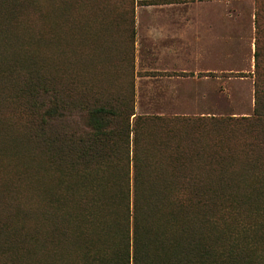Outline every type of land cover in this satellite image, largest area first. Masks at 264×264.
<instances>
[{"label":"trees","instance_id":"obj_1","mask_svg":"<svg viewBox=\"0 0 264 264\" xmlns=\"http://www.w3.org/2000/svg\"><path fill=\"white\" fill-rule=\"evenodd\" d=\"M133 13V0H0V264H264L263 27L253 113L211 119L205 141L202 119L157 118L158 134L109 94L127 74L105 71L114 30L125 54ZM39 167L56 188L28 174Z\"/></svg>","mask_w":264,"mask_h":264},{"label":"rangeland","instance_id":"obj_2","mask_svg":"<svg viewBox=\"0 0 264 264\" xmlns=\"http://www.w3.org/2000/svg\"><path fill=\"white\" fill-rule=\"evenodd\" d=\"M172 0H133V29L134 40L131 44L127 43V52L120 53L118 47H123L126 40V35L122 33L124 26L118 24L119 29L114 30L112 40L113 48V64L110 69L105 71L109 72L112 69L119 68L120 71H127L126 75L119 77V82L109 81V94L111 96H118L124 94V97L133 103L135 115L130 117V123L133 125L134 117L148 118L144 127L156 131L159 129L158 134L162 133V129L157 118L179 119L191 118L202 119L196 121L199 137L203 140L209 138V130H212L211 119L218 118H231L242 117L251 115L255 106V87H256V74H255V56L253 57V66H243L239 69H221L216 73L218 79H205V78H191L186 80L187 93L179 97L184 101H170L171 96L166 94L172 88V82L169 78L150 80L149 76H153V67L140 61V56L137 53V27H136V14L138 8L147 7L148 4H160ZM189 2L188 13L197 12L195 0H185ZM220 13H235L236 15L254 16L255 29L253 35L244 36L241 47L230 48V51L240 52L241 54L248 53V42L250 39L254 41V53L257 40V26L264 29V16L257 19V9L259 7V0H219ZM119 30V32H118ZM264 32V31H263ZM239 40V39H237ZM115 47H114V46ZM160 74L165 75L167 71H158ZM169 72V71H168ZM188 76V75H187ZM91 79V77H90ZM153 79V78H152ZM155 79V78H154ZM93 81V80H92ZM151 82V84L149 83ZM182 87L184 83L182 82ZM148 89L152 94H148ZM199 90H203L200 92ZM132 138V133H131ZM132 146V145H131ZM39 157H41L39 155ZM1 161V160H0ZM2 162V161H1ZM0 162V174L9 170L8 165ZM8 162V161H7ZM6 162V163H7ZM37 163L40 164L39 161ZM37 163H35L37 165ZM4 165V166H3ZM5 169V170H4ZM23 171V167L20 168ZM35 169V167H33ZM32 166L30 170H33ZM31 172V173H30ZM34 173L38 179V183L42 185V181L46 180L47 190L56 188V182H52L51 178H45L43 172L39 167L37 170L29 171V175ZM42 176V177H41ZM43 198V195L41 196ZM33 198V197H32ZM34 200V199H33ZM31 200L32 206L35 207V200ZM34 202V203H33Z\"/></svg>","mask_w":264,"mask_h":264},{"label":"crops","instance_id":"obj_3","mask_svg":"<svg viewBox=\"0 0 264 264\" xmlns=\"http://www.w3.org/2000/svg\"><path fill=\"white\" fill-rule=\"evenodd\" d=\"M191 3H195L197 12L188 13L189 2L185 0L148 4L137 9V53L142 63L144 58L154 69L150 80H174L166 93L171 96L170 101H184L173 96L187 93L185 85L189 77L218 79L216 73L221 69L253 66L252 39L248 42L247 54L230 48L241 47L245 35L252 38L254 16L220 13L219 0ZM158 71L167 73L162 76ZM148 94H152L149 89Z\"/></svg>","mask_w":264,"mask_h":264},{"label":"bare ground","instance_id":"obj_4","mask_svg":"<svg viewBox=\"0 0 264 264\" xmlns=\"http://www.w3.org/2000/svg\"><path fill=\"white\" fill-rule=\"evenodd\" d=\"M36 1H38V0H36ZM34 2V1H33ZM19 3V2H18ZM32 3V2H31ZM52 3V2H51ZM24 4V3H23ZM14 5V4H13ZM62 5V4H61ZM64 5V4H63ZM36 7V6H35ZM26 8V7H25ZM49 8V7H48ZM66 8V7H65ZM33 9V8H32ZM77 9V8H76ZM13 10V9H12ZM39 10V9H38ZM9 11V10H8ZM72 11H74V9L72 10ZM33 12V11H32ZM28 14V13H27ZM35 14H37V13H35ZM60 14V13H59ZM75 14V13H74ZM81 15V14H80ZM84 16V15H83ZM9 18V17H8ZM14 19V18H13ZM43 22V21H42ZM85 24V23H84ZM38 25V24H37ZM41 25V24H40ZM48 27V26H47ZM86 27V26H85ZM29 28V27H28ZM89 28V27H88ZM31 29V28H30ZM9 30V29H8ZM47 31V30H46ZM46 33V32H45ZM6 34V33H5ZM9 34V33H8ZM72 35V34H71ZM92 35V34H91ZM32 36V35H31ZM95 37V36H94ZM30 38V37H29ZM70 39V38H69ZM68 39V40H69ZM36 43V42H35ZM80 43H81V41H80ZM40 45V44H39ZM2 46V45H1ZM38 46V45H37ZM1 48V47H0ZM5 50V49H4ZM33 50V49H32ZM3 51V50H2ZM36 52V51H35ZM74 52V51H73ZM1 53V52H0ZM8 55V54H7ZM1 56V55H0ZM34 57V56H33ZM2 60V59H1ZM2 67V66H1ZM1 72V71H0ZM4 131V130H3ZM11 137V136H10ZM10 140V139H9ZM10 148V147H9ZM1 149V148H0ZM7 150V149H6ZM19 151V150H18ZM22 152V151H21ZM13 153V152H12ZM9 154V153H8ZM5 155H6V153H5ZM11 156V155H10ZM20 157V156H19ZM11 162V161H10ZM4 166V165H3ZM28 173V172H27ZM31 173V172H30ZM28 182V181H27ZM19 183V182H18ZM17 183V184H18ZM13 186V185H12ZM12 186H11V188H12ZM22 188V187H21ZM26 191V190H25ZM11 192V191H10ZM12 193V192H11ZM18 193V192H17ZM20 200V199H19ZM1 203V202H0ZM6 203H7V200H6ZM37 206V205H36ZM50 207V206H49ZM55 212V211H54ZM60 216V215H59ZM37 222V221H36Z\"/></svg>","mask_w":264,"mask_h":264}]
</instances>
